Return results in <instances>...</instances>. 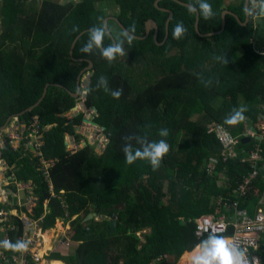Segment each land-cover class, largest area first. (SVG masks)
Wrapping results in <instances>:
<instances>
[{"label":"trees","instance_id":"16d2710c","mask_svg":"<svg viewBox=\"0 0 264 264\" xmlns=\"http://www.w3.org/2000/svg\"><path fill=\"white\" fill-rule=\"evenodd\" d=\"M27 1L0 0V128L10 116L36 103L50 84L39 105L17 122L28 124L37 117L42 126H49L41 151L45 159L55 160L50 169L54 197L34 159L5 147L2 161L15 183H32L36 201L31 219L41 218L42 231L54 228L60 220L69 223L71 241L78 245L73 254L55 253L51 259L65 264H177L199 243L194 235L197 218L228 216L232 203L254 216L264 192V164L245 195L234 192L249 168L240 162V153L234 160L221 161L209 126L221 123L238 136L243 124L225 125L224 119L240 106L247 108L246 117L259 122L264 109V55L260 53L264 50V17L249 19L242 26L226 15L221 34L200 37L194 29L195 14L173 0H163L159 7L172 10L174 17L167 41L159 45L169 15L155 6L157 0L44 1L41 8ZM208 2L215 15L208 20L199 17L201 34L218 31L225 10L244 21V0ZM112 9L111 16L126 29L135 26L132 34L139 37L145 34V23L154 19L160 30L157 41L151 34L146 40L125 42V55L109 63L99 52H81L88 40L86 32L71 56L75 39L104 23ZM177 22L187 28L179 40L172 36ZM108 26L116 40L123 38L116 22ZM112 42L106 37L104 46ZM86 60L94 67L85 107L98 111L95 121L111 134L101 156L90 146L72 155L65 150V136L75 135V126L84 119L83 113L72 120L66 114L78 103L72 94L77 92L81 71L89 65ZM100 76L107 78L108 89H123L119 99L97 88ZM161 129H168L169 135L160 137ZM131 135L149 141L166 139L169 151L157 170L147 161L125 162L122 149ZM252 143L240 141L238 150L246 152ZM260 145L264 160V140ZM210 160L215 164L207 173ZM9 189L16 192L14 183ZM91 213L102 219L83 222ZM112 215L117 222L114 232L109 228ZM9 222L3 225L6 229L14 226L7 238L15 243L22 236V225L15 218ZM231 234L229 228L223 236L229 239ZM2 251L12 255L11 250ZM253 259L264 264V253L252 252Z\"/></svg>","mask_w":264,"mask_h":264},{"label":"built area","instance_id":"2783aa9c","mask_svg":"<svg viewBox=\"0 0 264 264\" xmlns=\"http://www.w3.org/2000/svg\"><path fill=\"white\" fill-rule=\"evenodd\" d=\"M259 18L260 17L253 18V21ZM260 53L264 55V51H260ZM89 79L90 77L87 79L88 83ZM88 83L85 86L81 84L82 90L87 87ZM85 97L86 95H81L79 98L81 101L78 100V102L83 104L84 112L86 111L84 118L89 119V116L93 115V110H88L85 107ZM68 119L72 120V118ZM258 120L259 122L255 124L246 117L245 121L242 122L244 130L238 136H233L227 127L221 123L213 122L209 126V131L213 133L219 144V157L222 162L234 160L239 156V153L243 154L240 162L246 163L249 171L246 176L242 177L240 182L237 183L236 189H234V192L241 195L247 193L248 186L251 184L252 180L258 176L259 167L264 164L263 150L260 145V142L264 140V109ZM48 128L49 126H42L37 117L32 118L28 124L17 122V120L13 121L6 132L0 134V146L3 149L8 147L12 152L21 151L24 157L29 156L31 159H34L38 172L46 183L51 196L54 197L53 186L50 179V169L54 166L55 160L45 159L41 151L44 142L43 134ZM75 130V135H68L69 137H67L71 154L82 147V145H79L77 142V135L83 139L82 141L85 140V137L93 139L96 142V144L93 145L95 146L96 152H103L110 142V135L105 132L104 128L93 126L88 122L85 123L83 121L81 125L75 126ZM241 138H250L253 140L251 148L246 152L238 150ZM1 162L5 165L4 161ZM214 164L215 162L213 160L209 161L207 173L211 172ZM14 185L16 191L18 189L27 193V202L29 206H32L33 211L36 198L33 195L32 183L30 181L26 183L14 182ZM61 193H63V191H61ZM45 204L46 202H44V206ZM229 207V210L232 212L228 216L222 215L217 217L215 215H208L197 218L194 221V235L200 242L206 239L210 234L223 236L229 228H232V234L229 239L233 240L242 249H246L247 258L251 262V253L259 248L260 242L264 239V192L259 197V206L256 208L254 216H249L245 210H237L236 203H232ZM24 213L25 215L21 217L15 211L13 213L4 208L0 209V219L5 222L13 218L19 220L22 225V236L18 240L22 239L27 241L29 245L27 251H12V255L9 256H6L1 249L0 262H6L7 264H44L48 255L46 251L42 256L39 255V251L43 246L42 241L44 242L45 233V231L41 230V218L33 220L29 218L26 210ZM60 221L63 223L62 220ZM59 223L60 222L57 224ZM67 224L69 223L67 222ZM63 229L64 231H70L68 227L65 229L64 223L63 227L61 226L59 230L62 232ZM14 230V226L8 229L5 228L6 236L4 240H9L7 234L9 231L13 232ZM60 231L58 235L61 234Z\"/></svg>","mask_w":264,"mask_h":264},{"label":"clouds","instance_id":"9594fccd","mask_svg":"<svg viewBox=\"0 0 264 264\" xmlns=\"http://www.w3.org/2000/svg\"><path fill=\"white\" fill-rule=\"evenodd\" d=\"M185 7L189 13L195 14L198 17L202 16L205 20H208L215 15L212 5L208 0H190ZM243 11L249 19L264 17V0H246ZM73 30L76 31L77 29L74 28ZM134 32L135 26L131 29H126L122 33L123 38L113 40L112 43L104 46V40L106 37H110L111 30L108 28L107 24L104 23H101L99 26H93L88 30V40L81 48V52L85 54H91L94 51L99 52L102 59L111 63L117 58V56L125 55L124 44L125 42L131 44L133 40L132 33ZM186 33L187 28L184 26L183 22H177L172 31V36L174 39L179 40ZM100 87H103L105 91H110V94L114 99H119L123 94L122 88L115 90L108 89V81L104 76H100L98 79L97 88ZM78 92L81 95H87L89 89H78ZM246 111L247 108L244 106L234 108L224 119V124L235 126L242 123L246 119V116L244 115ZM168 135V129H161L159 131L160 137H167ZM125 140L126 143L122 151L125 162L128 165H132L138 160L147 161L151 165L153 171H155L160 167L162 158L169 151V144L166 139L149 141L147 137L131 135L126 137ZM241 140L242 138L240 141ZM133 141L135 142V146ZM250 142H253V140L251 139ZM28 246V242L22 239L17 240L15 243L10 242L9 240L0 241V249L11 250L14 252L27 251ZM189 255L191 257L190 264H259V261L255 259L250 262L247 258L246 249H242L233 240L215 234H210L206 239L201 240Z\"/></svg>","mask_w":264,"mask_h":264},{"label":"crops","instance_id":"0c3cea01","mask_svg":"<svg viewBox=\"0 0 264 264\" xmlns=\"http://www.w3.org/2000/svg\"><path fill=\"white\" fill-rule=\"evenodd\" d=\"M87 79H88V77H87ZM81 90H82V87H81ZM77 105L79 107L78 110L80 111V114L86 112V111L84 112V109H83L84 107H83V104L81 102H78ZM92 114L95 116V118L98 116V114L95 113V110H93ZM75 115H77V113L73 112L72 110H71V112L66 114L67 118H72V119ZM98 127H101V126L99 125ZM102 128H104V127H102ZM104 129L106 132V128H104ZM107 134L111 135L110 133H107ZM67 137H69V136L68 135L65 136V142L66 141L68 142ZM77 137H79V136L77 135ZM79 139H80V141L78 142V144L82 145V147H80V149L85 148L87 146H90L91 148H93L94 153L97 154L98 156L103 155L105 153L108 145H109V144L107 145L106 149L103 152H96L95 146H93L96 144V142L93 139H91V138L88 139L87 137H85L84 141H82L83 139L81 137H79ZM85 142L87 143L86 146L84 144ZM69 149H70V144L68 142V146L65 147V150L67 152H69V154H71ZM77 151L78 150H76L75 152H77ZM1 161H2V159H1ZM0 170H1V173H0V209L4 208V209L9 210L13 213L15 211L21 217H23L25 215L24 210H26L28 212L29 218L31 219L33 212H32V206H29L28 202H27V199H28L27 193L24 191H20L18 189L15 193H12L13 190L9 189V186L14 183V180H13V178L11 179V177L8 176L9 169L3 164V162H0ZM262 178L264 179V174H262ZM21 193H24V196H25L24 202L20 198ZM258 202H259V200H258ZM258 206H259V204H257V207ZM1 220L2 219H0V235H3L4 237H3V239L0 238V241H3L5 239V236H6V232H5V228H6L5 225L6 224L3 225L5 223V221L2 220L3 221L2 222ZM95 220L98 221L101 219H99L98 217H95ZM57 222H59V221H57ZM6 223H10V222L7 221ZM64 227H65V229H66V227H68L70 229V226L67 223H64ZM64 232L65 231L63 229L61 234L58 235L59 231H58L57 227H54L50 230L45 231L44 242L42 241L43 246L39 251L40 256H42L44 254V251L47 252L48 257L46 258L44 264H65L61 260L51 259L50 255L58 253L59 255L66 257V255L72 254L73 250L77 247L76 244H78V243L71 241V237L68 238L67 236H65ZM145 232H148V230H146ZM68 233H69V230H68ZM57 235H58V237H57ZM46 236H48V241H45ZM257 250H259V251L261 250L264 253V239H262V241L260 242V246ZM0 251H1V249H0ZM191 252H186L180 258V260L177 264H190L191 257L189 254ZM4 254L7 256L6 252H4ZM0 264H7V263L6 262H0Z\"/></svg>","mask_w":264,"mask_h":264},{"label":"water","instance_id":"95a60500","mask_svg":"<svg viewBox=\"0 0 264 264\" xmlns=\"http://www.w3.org/2000/svg\"><path fill=\"white\" fill-rule=\"evenodd\" d=\"M161 1H163V0H157V1L155 2V6H156L160 11H162V12H166L169 16H168V19H167V21H166V35H165V37H164L163 42H162V43H158L159 45H163V44L167 41V39H168V37H169V29H168V28H169V26H170V23H171L173 17H174V12H173L172 10L164 9V8H160V7H159V3H160ZM173 1L177 2L178 4H180V5L184 6V7H185V5H186V3H183V2H181V1H179V0H173ZM245 4H246V0H244L243 9H244V7H245ZM226 15H231V16H233V17L236 19V21H238V23H239L240 25H242V26H246L247 23H248V21H249V18L246 17L245 14H244V21L241 22L237 15L233 14L232 12H229V11H226V10H225V11H223V12L221 13V27H220V29H219L218 31H216V32H213V33L201 34V33L199 32V30H198L199 17L195 15L194 29H195L196 33H197L200 37H211V36H216V35H218V34H221V33L224 31V28H225V17H226ZM110 21H114V22H116V23L121 27V29H122L123 31L126 30V28H125V27L123 26V24L118 20V18L113 17V16H109V17H107V18L104 20V24H107V26H108ZM108 28H109V26H108ZM152 31H154V35H153V37H154L155 41H157V38H158V35H159V27H158V24H157V22H156L154 19H149V20L145 23V34H144V36L139 37V36H136V35L132 34V35H133V39H134V40H138V41H140V40H146V39H148V38L150 37V35H151L150 33H151ZM86 32H88V30L82 32V33H81V34L75 39V41L73 42V45H72V47H71V51H70V55H71V56H73L74 49H75V46H76L77 41H78L79 38H80L82 35H84ZM110 37H111L112 41H113V40H116L112 33L110 34ZM75 60H76V61H80V62H83V61H84V59H75ZM86 61H88L89 65H88V67H86L84 70L81 71V73H80V75H79V77H78V89H80V90H81V82H82V78L84 77L85 74H90V72L93 70V67H94V63H93L92 61H90V60H86ZM57 86L61 87V88L64 89V90H68V89H66V88H65L64 86H62V85H57ZM49 87H50V84H47L46 87L43 88L42 95H41V97L38 99V101H37L36 103H34L33 105L29 106L28 108H26L25 110L21 111L20 113H17V114H15V115H13V116H10V117L7 119V121L5 122V124L0 128V134H4V133L6 132V130L10 127V125H11V123H12L13 121H16L19 117H21L22 115H24V114H26V113H30V112H32L33 109H35V108L39 105V103L44 99V97L46 96V93H47V90L49 89ZM78 89H77V92H76L75 94H72L73 97H74L75 99H77V100H79V98H80V93L78 92ZM78 109H79V107H78V105H76V106L72 109V111H73V112H76L77 115H79V114H80V111H79ZM94 110H95V113L98 114V111H97L96 109H94ZM94 118H95V116H94V115H91L89 119L84 118V122H85V123L88 122L89 124L98 127L99 124L95 121ZM250 141H251L250 138H242L241 143H248V142H250ZM84 144H85V146L87 145L86 142H85ZM67 146H68V142L66 141V142H65V147H67ZM2 149H3V148L0 146V162H1V159H2ZM95 217H96V214H95V213H91V214H89V215H87V216L85 217V219L83 220V222H87V221H89V220H91V219H93V218H95ZM115 221H116V215H112V216H111V219H110V226H109V228H110V232H114V230H115V225H116V223H117V222H115Z\"/></svg>","mask_w":264,"mask_h":264},{"label":"rangeland","instance_id":"374dc122","mask_svg":"<svg viewBox=\"0 0 264 264\" xmlns=\"http://www.w3.org/2000/svg\"><path fill=\"white\" fill-rule=\"evenodd\" d=\"M44 1H53V2H56V3H61V4H66V3H68V2H70V1H78V0H28L27 1V3L29 4H34L35 2L37 3V8H41L42 7V5H43V2ZM109 13H110V15L109 16H111V14L112 13H114V10L112 9V10H109ZM112 27H113V33H114V35L115 36H117L118 34H119V32H118V30H117V28L114 26V25H112ZM263 36H264V33H263ZM87 77L89 78L90 77V74H85L84 75V77L82 78V86H85L87 83H88V81H87ZM85 100H86V97H85ZM79 101H81V99L79 100ZM83 115L85 116V113H83ZM77 115H75L74 117H76ZM84 121V119L82 120V122ZM241 155V154H240ZM243 155V154H242ZM0 173H1V170H0ZM20 198L22 199V201L24 202L25 201V196H24V193H21L20 194ZM99 219H102L101 217H98ZM98 221H100V220H98ZM60 223L59 224H55V226L58 228V230L60 229V227L62 226L63 227V223H67V222H64L63 221V223L61 222V221H59ZM60 231V230H59ZM61 232V231H60ZM64 235L65 236H67L68 238L71 236V231H69V233H68V231H65L64 232ZM3 235H0V238H2L3 239ZM48 240V239H47ZM76 245H78V244H76ZM74 246V245H73ZM76 247V246H75ZM68 249V248H67ZM76 249V248H75ZM73 252H74V250H73ZM73 252H72V254H73ZM68 253V252H67ZM69 255H71V254H69ZM69 255H66V256H69Z\"/></svg>","mask_w":264,"mask_h":264},{"label":"flooded vegetation","instance_id":"af4514ba","mask_svg":"<svg viewBox=\"0 0 264 264\" xmlns=\"http://www.w3.org/2000/svg\"><path fill=\"white\" fill-rule=\"evenodd\" d=\"M244 5V4H243ZM161 8V7H160ZM164 9H166V8H164ZM160 31V30H159ZM150 34H153L154 35V31H152ZM80 96H81V94H80Z\"/></svg>","mask_w":264,"mask_h":264},{"label":"bare ground","instance_id":"6f19581e","mask_svg":"<svg viewBox=\"0 0 264 264\" xmlns=\"http://www.w3.org/2000/svg\"><path fill=\"white\" fill-rule=\"evenodd\" d=\"M89 117H90V116H89ZM45 239H46L45 241H48V240H47V239H48V236H46Z\"/></svg>","mask_w":264,"mask_h":264}]
</instances>
